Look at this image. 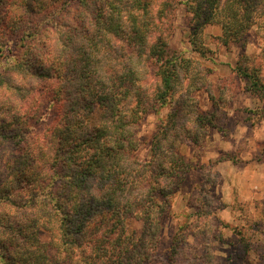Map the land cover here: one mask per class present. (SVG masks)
Returning a JSON list of instances; mask_svg holds the SVG:
<instances>
[{"label":"trees","instance_id":"1","mask_svg":"<svg viewBox=\"0 0 264 264\" xmlns=\"http://www.w3.org/2000/svg\"><path fill=\"white\" fill-rule=\"evenodd\" d=\"M181 6L201 59L206 26L225 48L256 28L260 52L230 71L264 99V0H0V264L153 261L184 177L207 173L180 146L214 126L194 97L204 69L170 47ZM151 113L162 118L141 160L136 130ZM190 199L167 264H212L228 228L214 192Z\"/></svg>","mask_w":264,"mask_h":264},{"label":"rangeland","instance_id":"2","mask_svg":"<svg viewBox=\"0 0 264 264\" xmlns=\"http://www.w3.org/2000/svg\"><path fill=\"white\" fill-rule=\"evenodd\" d=\"M189 16L183 6L175 11L169 43L186 58L198 60L204 69L205 86L194 97L205 121H213L214 126L205 128L204 124L200 145L184 142L180 152L187 162L195 167L202 165L207 173L203 177L199 169H194L184 177L163 221L156 255L148 264H167L172 236L180 226H187V230L191 227L189 215L195 209L190 197L204 196L207 190L218 199L216 216L228 225L220 231V241L211 246L212 264H264V99L253 96L246 82L230 71L242 54L256 56L261 42L256 28H252L245 44L225 48L215 38L221 34L220 27L208 25L201 38L206 58L201 59L189 43ZM165 114L162 111L161 115ZM162 116L151 113L138 125L141 160L149 156V139ZM211 181H217V185L208 186ZM140 228L138 221L127 222L128 232ZM40 239L48 241V233ZM187 243L190 248L195 245L189 237ZM196 252L200 254L201 249Z\"/></svg>","mask_w":264,"mask_h":264}]
</instances>
